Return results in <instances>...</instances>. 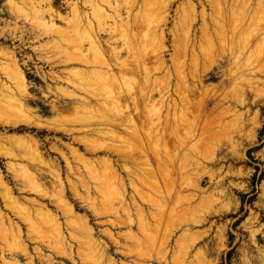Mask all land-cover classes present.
I'll list each match as a JSON object with an SVG mask.
<instances>
[{"label":"bare ground","instance_id":"1","mask_svg":"<svg viewBox=\"0 0 264 264\" xmlns=\"http://www.w3.org/2000/svg\"><path fill=\"white\" fill-rule=\"evenodd\" d=\"M113 1L83 0V4L88 7L87 11L81 9L79 2H71V15L73 13V17L71 20L68 19L69 26L67 29L60 30L62 42L57 40L55 42H58V48H61L66 54V56H63L67 60L64 59L65 62H63L68 63L67 65L72 68H69L70 75L66 76V78L57 73L51 76L54 85L48 84V91L49 94L53 93L57 96L51 102V110L54 115L50 117L41 116L37 112V108L32 106L35 101L34 93L32 94L31 92L32 84H30L28 75L17 57L13 53L0 50V58H3V60L0 59V127L15 129L12 134L0 131V158L7 159L6 167L12 174V178L20 185V190L18 191L30 192L41 199L48 200V203H41L38 200L39 198L27 199L26 202H22L16 195L14 187L5 179V175L0 169V198L4 203L3 208L10 210L11 213L21 219L22 223L24 222L32 229L36 228L37 231L41 228L43 234L47 236L44 237L49 239L47 246L53 251L65 254L74 264L78 263V258L80 264H116L117 262L111 257L110 246L96 238V227L92 225L91 219L86 214L77 210V207L68 196V191H71L73 197L80 200L95 218L114 215L117 219L108 218V222L111 225L117 227L124 225L130 228L125 233V240L130 239L131 246H135V248H132L131 251H118L124 256L133 254L138 260L145 261V264H194L195 261L200 264H214L208 258L214 250L221 253L225 249L227 239L226 226L217 230L213 237L216 241L213 238H209L212 225H209L210 227L206 231L199 232L193 231V229L208 222L212 216H225L230 210L229 206L224 204L219 209H211L200 218H195L194 212L196 210H193L195 206H191L195 199V194H186L184 200L189 206L185 208L184 212H174V214L168 212L173 218L172 224L170 223L172 231H183L182 233L180 232L179 238L177 237L176 250L178 254L174 251V253H171L170 258V248L168 249L166 245H164L166 247H159L160 244L158 243L157 245L160 249L158 250L156 247L158 251L154 252L155 255L149 252L148 254V245L145 247V244L155 245L156 237L154 236V231L157 229L156 224L153 226L149 222V217L152 216L151 218L155 220L157 218L158 220L159 216L158 213L149 211L148 213L134 196H132V203L127 201L128 182L122 175V171H125L128 176L142 177V181L153 184L158 172L152 167L151 155L152 157H164L167 159L168 162L165 163L163 174L169 180L178 177L183 178V174L190 169L191 165L206 168L208 167V161L215 159V157H211V159L208 157L203 158L205 149H210L203 147L193 150L196 153L195 155L188 152L183 157L184 160L181 161V164H179L178 160V163L175 162L177 155L174 153H178L179 150L177 144L189 140V128L192 126H186V123L192 122V117L188 118L186 114L192 115L193 111L190 112V108L184 107L187 106L184 102H180L172 96L173 93L174 95H180L184 91L188 93L189 97L197 98L200 96L199 99L205 98L206 93L210 89V85H207L205 81L216 77V74H212L214 68H206L202 71L197 70L194 73L195 88L187 84L188 76L184 67L177 71L176 77L173 76L172 68L168 65L167 59H165V52L168 46L165 28L163 27L167 22L170 9L169 0H155L154 5L146 7L147 11L146 9L142 10L146 14L144 15L145 19L142 20L137 14H133L135 0H127L123 8L118 6L117 3L115 5ZM242 1L244 3L238 10L241 9L240 11L245 12L246 9H249L251 3L250 0ZM185 2L186 5L181 8V11L184 14L183 17L187 28L184 29V34L177 43L183 58L186 57L188 51H195L194 33H192L188 24L199 17L198 4L195 3V0H185ZM213 2L217 6H222L220 4L221 0H214ZM55 3V0H39L37 2L35 0H24L21 9L25 11L24 7L30 5L31 12L42 18L36 24H45V13L48 11L50 13V25L54 27L56 26V16L62 19L66 18L57 13L58 10L54 11ZM44 4L48 8L47 11ZM254 7L256 8V6ZM252 9L254 10V8ZM200 13V18L203 21L201 27L202 36L206 38L210 48L213 50L217 46L221 48V54L218 57L222 61L227 60L234 63L233 69L230 70L234 72L233 75H238L242 79L248 77V82L254 88H258L257 83L258 81L260 82V80L256 79L258 70L252 65L257 61L263 60L264 49L261 46L260 49H252L250 52L249 48L254 42H256V48H258L257 45H264V21L259 28L256 25L257 32H254L255 30H252L253 27L252 29L250 28L253 25L248 28L241 25L244 19L242 22L232 19L229 23L224 24L220 21H223V17L226 16L225 13L223 16L220 13V21L215 18L216 16L213 20V15L207 13L205 7H202ZM248 13L245 12V14ZM238 16H234V18L236 17L237 19ZM109 18L113 19L115 22L113 23L114 25L117 24V27L115 28L111 24L110 26L107 22L110 28L113 26L114 30L110 29L111 31L113 30V33L104 41L101 30L106 21L110 20ZM212 22L215 25L214 28L210 26ZM38 26V28H43L39 24ZM47 26L49 27V25H46V29L48 28ZM57 27L60 28V26ZM262 31L263 33H261ZM55 34H58L57 37L59 38L60 34ZM53 40H55L54 36ZM50 41L51 39L48 40V43H51ZM124 54L126 55L124 56ZM45 57L47 56L44 55ZM210 57L216 58L217 56L211 54ZM55 58L57 57L55 56ZM43 60H47V58ZM218 68H221L220 65ZM220 72H222L220 77L224 79L226 72L219 70ZM142 75L144 77L140 78ZM152 77L155 78L151 81ZM180 83L181 86H179ZM245 93L243 86H240L239 91L235 92L234 101L241 104V106L245 105L247 100ZM45 95L47 96V93ZM157 95L158 97H156ZM252 103L256 104L258 101H253ZM188 104H191V102L189 101ZM234 108L237 111L236 106ZM235 114L238 121L236 123L243 127L244 113H238L237 111ZM22 127L37 128L38 131L47 130L56 134L60 133L63 137L71 140L70 143H65L61 137L58 140L61 143L60 145L54 143L51 146L52 151L58 153L65 162V172L59 161L45 156L41 147L42 141L37 138L38 136L36 137L30 133L15 132L16 130H21ZM240 127L238 129H241ZM136 128H143V133L149 130L145 133L144 139L141 138L146 154L143 150L134 146L132 142ZM171 138L175 141L173 147L167 146ZM150 139L153 140V143ZM75 144L78 146H75ZM235 146L237 145H234V149ZM64 148L68 151H65ZM88 155L92 157H88ZM76 162L81 166H77ZM129 162L132 165L136 162L134 163L136 166L128 165ZM120 167H122V170ZM45 175L50 177V180H48L49 184L43 181ZM200 180H202V177H200ZM129 184L145 203L148 202L150 204L148 200L150 196L146 195L132 179ZM217 185L222 186L223 181H219ZM192 188L204 192L199 181L193 184ZM158 192L162 194L163 190ZM218 192L224 198L227 196L226 189H221ZM179 195H181V192ZM166 196H164L166 198L165 203L162 200L158 201V197L157 200L154 199L156 201L154 206L156 204L155 207H160L157 209H162L161 211L166 209L165 204L169 199L168 193ZM203 197L213 202L214 199L216 200L214 194L203 195L201 200ZM28 202L32 204V209L26 204ZM132 205L134 210H132ZM51 206L54 208L52 209ZM147 206L149 207V205ZM168 213L167 215H169ZM134 215H137L138 219H135ZM102 222L104 223V221ZM18 223L13 224L0 206V233L3 236L2 239H5L6 242L8 241V244L10 242L9 239H12L13 243L17 242L19 244L17 248L24 253V257L28 256L27 258L33 262L34 259L29 254L27 243L24 244L22 225L20 226ZM38 225L39 229L36 227ZM134 225H138L143 230L142 233L145 234L146 239L138 236V232L137 234L134 233L132 229ZM31 228L28 230L29 232ZM149 229L151 233L147 232ZM103 234L115 245L119 244L116 235L112 231L104 230ZM9 245L7 246L9 247ZM126 247L128 249V246ZM194 250L196 251L195 253ZM18 257L20 256L17 255L14 258L15 261L10 262V264H21ZM5 258L3 257V259ZM261 260H264V252ZM46 261L50 262V260ZM260 263L262 262L260 261ZM123 264L125 263L123 262ZM132 264L141 263L135 259Z\"/></svg>","mask_w":264,"mask_h":264},{"label":"rangeland","instance_id":"2","mask_svg":"<svg viewBox=\"0 0 264 264\" xmlns=\"http://www.w3.org/2000/svg\"><path fill=\"white\" fill-rule=\"evenodd\" d=\"M35 1L37 2L39 0H35ZM73 1L79 2L78 4L81 7V9L87 11L88 7L83 4V0H57V1L55 0L56 2L54 4L55 8L53 7L54 11L56 12L58 10L57 13L63 15V17L66 18L62 19L61 17L56 16L55 17L56 26L54 27L50 25V19H49L50 13L47 11L48 8L45 7L44 4L45 10L48 12L45 13L46 14L44 18L45 24H40V23L38 24L40 25V27L43 28L45 27V29H46V25L48 24L49 27L47 26L48 28L45 30L43 28H38L39 26L38 24H36V22H40L41 20L39 21V19L42 18L39 15L37 16L34 12H31V9L29 8L30 5L24 7L25 11L21 9L24 0H0V50L13 53L21 63L22 67L24 68V70L28 75V79L31 82L30 84H32L31 92L32 94L34 93L33 95L35 97V101L32 104V106L37 108V112H39V114L43 117H50L54 115V113L51 110V102L56 98L57 95H54L53 93L49 94L48 91V84L51 86L54 85V81L51 79V76L54 75V73H57L62 77L66 78V76L70 75L68 70L72 68L71 66L67 65L68 63H64L65 62L64 59L67 60L66 57L64 58L66 54L64 53V51H62L61 48H58L59 47V45L57 46L58 42L56 43L55 41L57 40L59 42H62L61 31L67 29V27L69 26L68 19L71 20L73 17L72 16L73 13L71 15L72 12L71 2ZM126 1L127 0H114L113 2L114 4L117 3L118 6L123 8L126 5L125 4ZM154 1L155 0H135V4H134L135 7L133 9V14L134 15L137 14V16L141 17V20L145 19L144 15L146 14L143 13L144 11L142 10L146 9V7L149 5L150 7L151 5H154L155 3ZM169 1H170V9L167 17V22L166 24L163 25V27L165 28L167 46H168L165 52V59H167L168 65L172 68L173 76L176 77L177 71H180V69L184 67L188 76L187 84L190 87L195 88L194 85L195 81L193 79L194 78L193 75L194 73H196L197 70L202 71L206 68L208 69L214 68L212 74L214 75L216 74V77L214 79L205 81L207 85H210V89L206 93L205 98L202 97L201 99H199L200 96H198L197 98L196 97L192 98L189 97L188 93L184 91L180 95H174V93L172 94V96L176 100L180 102H184L185 105L189 106V107L184 106L185 108H190V112L193 111L192 115H190L189 113L186 114L188 118L192 117L191 119L192 122H189L190 124L188 122L186 123V126L187 125L192 126L189 128L190 130L189 133L191 135L188 134L189 140L187 142L185 140L184 143L177 144L179 150L178 153H174L177 155V157L175 156L176 157L175 162L178 163L179 161V164H181V161L184 160L183 157L186 156L188 152L190 154L192 153L193 155H195L196 153H194L193 150H197L203 147L211 149V150L205 149V153H203L204 155L203 158L208 157L211 159V157L212 158L215 157V159L213 161L212 160L208 161L207 164L208 167L206 168L196 167L195 165H191L190 169L188 171H185V173L183 174V178L178 177L169 180V178H166L165 175L163 174V169H165V163L168 162L167 159L164 157L161 158L152 157L151 155V160L153 161L152 167L155 168L156 172H158L153 184L142 181L143 179L142 177L128 176L125 171H122V175L124 176V178L127 179L128 182L127 201L128 202L130 201L129 203H132L133 201L132 196H134L138 201V203L141 204L143 207H145L147 212L149 211L151 213H158L159 216L158 220L157 218L156 220L154 218H151L152 216L149 217V222L153 226H155L156 224L157 229L154 231V236L156 237L155 240L156 242L154 245L155 247L149 243L145 244V247L148 245L147 253L149 252L150 254L155 255V253L160 249L158 248L157 245L158 243L160 244L159 247L167 246L168 249L170 248L169 249L170 258H171V253H174V251H176V253L178 254V251L176 250V244H178L177 240L183 231L181 230L178 231L175 230V232L172 231V226L170 225L173 222V218L171 214H174V212L176 213L177 212L181 213V211L184 212L185 208L189 206L184 200L185 195L195 194L194 195L195 199L191 204L192 207L195 206V208H193L194 211L196 210L194 212L195 218H200L202 215H205L211 209L212 210L219 209L224 204L230 207V210L227 213L228 215L225 214V216L224 215L212 216L210 217L211 219L209 218L208 222L198 225L193 229V231H199V232L206 231L209 229L208 227L212 225L211 235L209 237L211 239L214 237V235L216 234L217 230L220 227L226 226L227 239H226L225 249L221 253H218L216 250H214L208 259H210L211 262L214 264H264V260H261V257L263 256V252H264V99H263L264 98V58L263 60L257 61L255 64L252 65L256 70H258L256 79L260 80L261 82L260 84V82L258 81L257 84L259 87L254 88V86H252L250 82H248L247 80L248 77H244V79H242L238 75H233L234 72L230 71L233 69L232 68V66L234 65L233 62H228L227 60L222 61V59L218 57L221 54V48H219L218 46L214 50L210 48L209 44L206 41V38L202 36L201 27L203 21L200 18L201 9L202 7H205L207 13L213 15V20L214 17L216 16L215 18H217L218 21H220L219 18L220 13H222V16L225 13L226 16L223 17V21H220L221 23L227 24L230 21H232V19L234 21L238 20L239 22H242V20L244 19L241 25H244V27L247 28L250 25H253L250 26V28L252 29L253 27L252 30H255L254 32H257L256 31L257 28H259L260 24L264 21V4L262 5V3H264V0H250L251 3L250 7L245 11L246 13L249 12L248 14H245V12L240 11L241 9L238 10L239 8L242 7L244 3L242 0H238V2H236L237 0H227V1L221 0L220 4L222 6L215 5V3L213 2L214 0H209V1L195 0V3L198 4L199 17L192 23L188 24V26L190 25L192 33H194L193 38L195 39L194 40L195 51L194 52H192L191 50L188 51L185 58H183L182 55L180 54V47L178 46L177 43L178 41L181 40L184 34L183 33L184 29L187 28V25L183 17L184 14H182L181 11V8L184 5H186V2L185 0H169ZM201 2H202V6H201ZM254 6H256V8ZM252 8H254L256 12ZM253 11L254 13H252ZM109 12L111 15H113L111 11ZM232 14L234 16H238L240 14L239 15L240 17L238 16L239 18L237 17L236 19V17L234 18ZM243 14L244 16H242ZM262 15L263 17L261 18ZM107 22L109 25L110 24L114 25L115 23L113 19L107 20L106 24ZM106 24L102 26V30H101V35L104 41L105 39L107 40L109 36L112 35L114 30L113 26L110 28L109 25L107 24L106 26ZM57 26H60V28ZM114 26L116 28L117 24H115ZM210 26L214 28L215 25L212 22L210 23ZM110 29L113 30L111 31ZM44 30L45 32H43ZM47 32H49L50 34ZM54 32L60 34L59 35L60 39L57 37L58 34H55ZM261 33H263V31ZM53 36L55 40H53ZM49 39H51L50 41L51 43H48ZM255 44L256 42H254L253 45L249 48L250 52L252 51V49L254 50L260 49L261 46L262 49H264V45H257L258 48H256ZM249 51L248 53H250ZM211 54L213 55L215 54L217 57L211 58L210 57ZM44 55L47 56L45 58H47L48 61L43 60L45 59ZM54 55L57 58H55ZM125 55L126 54H124V56ZM0 59L3 60V58ZM196 59L198 60L196 61ZM219 65L221 68H218ZM219 70H223L226 72L224 79L223 77H220V74L222 72L219 73ZM143 77H144L143 75L140 76V78ZM154 78L155 77H152L151 81ZM179 86H181V83ZM240 86H243V90L244 92H246L244 95L247 98L246 104L243 106H241V104H238L236 103V101H234L235 100L234 98L236 96L235 92L237 93L239 91ZM46 93L47 96L45 95ZM259 96L261 97L259 98ZM156 97H158V95ZM261 98L262 100H260ZM193 99L195 100L194 102ZM189 101L191 102V104H188ZM251 101L252 102L258 101V103L255 104L252 103ZM234 106H236V110L238 111V113H244L243 127H240L238 123H236L238 121L236 119L237 117H235L237 116L235 112L237 111L234 110L235 109ZM239 127L241 129H238ZM14 130L15 129L12 130V128L7 129L5 127L4 128L0 127V131H6L9 134L14 133ZM143 130H144L143 128L142 129L136 128V131H134L133 134L134 138H132V142L134 146L140 148L146 154V149L144 148L143 141L141 138H143L145 133H147L149 130L145 131L144 133ZM15 132L30 133L32 135H35L36 137L38 136L37 138L40 141H42L41 147L45 153V156L46 157L48 156V158L52 160L54 159L59 161L62 168L64 169V172L66 171L65 162L62 160V158L59 156L58 153L52 151L51 146L54 143L60 145L61 143L58 140L61 137L65 143H70L71 142L70 139H68L67 137H63V135L60 133L56 134L54 132H49L47 130L38 131L37 128L22 127L21 130L18 131L16 130ZM150 140L153 143V140L152 139ZM173 144H175V141L174 139L172 140L171 138L167 146L173 147ZM234 145H237L235 146V149H234ZM75 146L78 145L75 144ZM64 150L66 151L67 149L64 148ZM88 157H92V156L88 155ZM134 163L132 165V163L129 162L128 165H132V167H135L136 165ZM75 164L77 166H81L77 162ZM6 165H7V159L0 158V169L4 173L5 179L14 187V191L16 195L20 198V200L22 202H26L27 199H38L39 197L36 194L30 192L26 193L25 191H22L23 192L22 193L21 191H18L20 190L19 187L20 185L12 178V174L8 171ZM120 169L122 170V167H120ZM200 177H202V180H200ZM129 179L130 180L132 179L134 183L137 184L146 195L150 196L148 200L150 201L149 203L152 204L151 206L150 204H148V202L145 203V201L142 200V198L137 193H135L136 191L129 184L130 181ZM48 180H50V177L45 175L43 181L48 182L49 184ZM197 181L201 182V189H204V192L192 188V185L196 184ZM219 181H223L222 186L217 185ZM90 182L92 183V181ZM92 184L94 185V183ZM221 189L223 190L226 189L227 191V196L225 198L220 196L221 194H219L220 192H218ZM162 190L163 193L160 194L158 191H162ZM166 192L168 193L169 199L165 204L166 209L161 211L162 209L161 210L157 209L160 207L158 206L155 207L156 204L154 206V203H156L155 200H157V197H158V201L161 200L163 202L166 201V198H164V196H166L167 194ZM180 192L181 195H179ZM208 194L209 195L214 194L216 200L214 199L213 202L210 199L207 198L204 199V197L201 200V196L203 195L208 196ZM68 196L72 201V203L77 207V210L80 213L86 214L87 217L91 219L93 223L92 225L96 227V231H97L96 238L99 241H102L106 245L108 244L110 246V254L111 257H113L116 260L117 262L116 264H123V262L125 264H130V263L132 264L133 260L135 259L141 264L146 263L145 261L138 260L137 257L134 256L133 254L124 256V254L118 252L120 250L131 251L132 248L133 249L135 248V246L133 247L131 246L132 243L130 239L125 240L126 238L125 233L130 229L129 227H126L124 225L118 227L111 225L110 222H108V218L117 219L114 215L110 217L95 218L93 214L90 212V210L87 207L83 206L80 200L73 197V193L71 191H68ZM38 200L41 203H48V200H44L41 198H39ZM2 203L3 202L0 198V206L3 209V212L5 211L7 217L9 216L11 222L13 224H17L19 222L18 225L20 226L22 225L21 228L23 230L24 244L27 243L26 244V246L28 247L27 249L29 250V254L33 257L34 261L32 262L29 258H27L28 256L24 257L25 256L24 253H22L21 250L17 248L19 244H17V242H14L17 245L16 246L12 242L13 240L9 239L10 241L9 244L13 248L14 246H16L14 250L8 244V241L6 242L5 239H2L3 236L0 233V237H1L0 264H10V262H14L15 261L14 258L17 255L20 256L18 257V260L20 261L21 264H25V263L30 264L31 262H32L31 264H33L34 262L35 264H48V263L74 264L68 259V256H66L65 254L63 255L55 250L53 251V249H50L47 246V243H49V239L46 238L47 236L43 234L39 225L36 226L37 229L40 228L39 230L36 231V228L32 229L24 222L22 223V221H20L21 219L17 217L14 213H11L10 210L3 208L4 203L3 204ZM26 204L31 209L33 208L30 202ZM147 205H149V207ZM51 208L53 209L54 207L51 206ZM167 208L169 209V211ZM132 210H134L133 205H132ZM168 212H170L171 214ZM167 213L170 216L167 215ZM175 215L178 216L177 214ZM134 218L138 219L137 215L136 216L134 215ZM102 221H104V223ZM30 228L31 231L29 232L28 230H30ZM132 229L134 233L137 234L138 232L137 234L138 236H141L146 239L145 234L142 233L143 230L138 225H134ZM150 229L147 231L148 233L149 232L151 233ZM104 230L112 231L114 235H116V239L119 241V244L115 245L114 242H112L106 235H104L103 234ZM37 239L39 240L35 241ZM213 239L215 240V238ZM7 245H9L10 249ZM126 246H128V249ZM37 247H39L40 249ZM129 247L131 248L129 249ZM156 247L158 248V250ZM195 250L194 253L196 252ZM47 254L52 255L53 257L48 256ZM3 257L6 258L3 259ZM7 259L9 262L6 261ZM46 260H50V262ZM260 261L262 263H260ZM77 262H78L77 264H80L79 258L77 259ZM194 264H200V263L195 261Z\"/></svg>","mask_w":264,"mask_h":264}]
</instances>
